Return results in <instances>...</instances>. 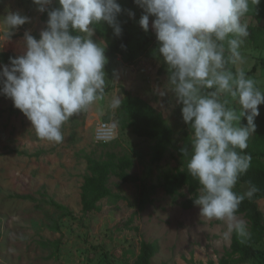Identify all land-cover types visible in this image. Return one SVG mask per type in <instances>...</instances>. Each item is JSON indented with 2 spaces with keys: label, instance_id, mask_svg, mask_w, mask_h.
<instances>
[{
  "label": "rangeland",
  "instance_id": "1",
  "mask_svg": "<svg viewBox=\"0 0 264 264\" xmlns=\"http://www.w3.org/2000/svg\"><path fill=\"white\" fill-rule=\"evenodd\" d=\"M6 9L19 11L30 18L10 40L0 25V49H3L0 55L9 52L15 57L25 50V31L39 39L44 27L42 13L37 11L32 0H2L0 15H6ZM138 9L142 15L143 10ZM139 19H131L133 43L143 47L138 58L132 65H126L105 48L108 58L105 88L113 89L63 125L64 140L61 143L38 139L23 114L8 113L12 101L0 96V264H133L141 242L158 245L151 264H189L190 259L195 264H207L208 261L219 264L229 251L232 236L223 238L224 221L200 217L196 206L182 209L181 203L190 198L186 189L174 200L165 193L166 177L181 168L176 152L171 148L163 149L154 141L138 138L129 130H120L116 109L108 107L114 96H120L122 100L127 92L161 114L172 130L175 146H181L185 139L190 140L180 105L175 103L174 95L168 90L165 67L154 55L157 48L151 29L154 17H150L147 33L139 26ZM242 22L248 24L249 36L241 48L246 57L241 67L264 91V66L260 65L264 61V47L257 48L252 43L253 33L264 30V22L257 23L249 17H244ZM93 39L100 41L95 36ZM254 65L257 66L255 72L249 74ZM228 67L236 70L232 65ZM114 70L117 76H114ZM157 87L159 92L154 90ZM161 92L166 94L162 96ZM259 110L255 123L264 133V105H260ZM102 121L114 123L115 137L108 143L97 144L93 132ZM242 123L246 121L242 120ZM106 153L129 159L128 174L134 182L122 183L111 175L108 187L112 195L121 199H104L98 203V212L83 214L80 187L86 174L84 156L103 159ZM261 161L264 163V159ZM235 189L241 193L247 190L244 185ZM43 192L45 197L40 195ZM16 195H30L37 202L12 198ZM49 200L66 207L73 219L58 220L48 205ZM36 205L41 209H36ZM258 207L264 224V200L259 201ZM237 216L246 221L242 215ZM52 221H57L59 232L49 228ZM57 240L61 243L56 256L51 255L52 247L40 245ZM255 248L264 250V240ZM238 258L234 257L236 264H261L257 258L245 261Z\"/></svg>",
  "mask_w": 264,
  "mask_h": 264
},
{
  "label": "clouds",
  "instance_id": "2",
  "mask_svg": "<svg viewBox=\"0 0 264 264\" xmlns=\"http://www.w3.org/2000/svg\"><path fill=\"white\" fill-rule=\"evenodd\" d=\"M32 3L38 12L47 13L46 26L39 39L25 31L23 54L9 57L8 64L0 62V96L12 101L38 139L59 144L64 140L63 125L104 98L108 58L106 44L93 39L96 27L107 24L119 38L123 29L118 17L127 11L134 18L135 13L122 9L118 0ZM53 3L59 6L50 8ZM133 3L143 10L138 23L144 32L149 31L150 17H154V55L165 67L168 90L180 105L182 121L191 134L188 146L180 151L186 158L187 173L199 185L191 197L193 204L200 217L226 223L224 239L235 234L244 243L250 232L237 212L259 189L250 181L242 194L234 188L251 167L252 157L245 150L256 132L264 91L241 67L246 62L241 48L249 36L248 24L242 21L261 0ZM5 11L0 25L10 40L30 18L19 11ZM154 90L159 92V87ZM121 105L120 96H114L108 107Z\"/></svg>",
  "mask_w": 264,
  "mask_h": 264
},
{
  "label": "trees",
  "instance_id": "3",
  "mask_svg": "<svg viewBox=\"0 0 264 264\" xmlns=\"http://www.w3.org/2000/svg\"><path fill=\"white\" fill-rule=\"evenodd\" d=\"M122 9L131 10L135 13L134 18H140L141 11L133 3V0H118ZM59 5L53 3L51 7H58ZM254 19L257 23L264 22V0L257 6L256 10L250 8V11L245 15ZM127 15V11L122 12L118 17L123 29L122 35L117 38L113 35L112 29L107 24H101L96 27L94 36L106 44L108 52L111 56H119L122 63L126 65H132L138 58L142 51V45L133 43V35L131 31V19ZM47 13H42L41 22L46 26ZM252 43L257 48L264 47V30L255 31L253 33ZM261 43V44H260ZM121 45L126 47L122 48ZM9 57H13L11 53L6 52L0 55V62L8 64ZM264 66V61L260 63ZM256 65L248 72L252 74L256 70ZM113 87L105 88V94L111 91ZM10 115L22 114L18 109L10 105L8 109ZM116 119L119 124L120 130H129L133 135L138 138L147 139L156 142L158 146L163 149H173L181 164V168L177 169L172 175L166 177L164 181V191L173 200L179 195V192L186 189L190 198L181 203V207L184 210H189L194 207L191 197H195L199 188L198 182L194 180L188 173L186 168V158L181 154V148L188 146L187 139L184 140L181 146H175L172 140V130L166 124L161 114L156 112L155 109L141 100L138 97H134L127 92H124L122 99V105L116 109ZM158 152V150H157ZM245 152L251 155V167L248 172L242 175L236 186L244 185L248 188V182L255 184L259 191L251 198L245 199L237 212V215H242L247 223L250 237L241 243L235 234L232 235L231 245L229 251L226 252L219 264H236L234 259L238 256V260L245 261L248 259H259L261 264H264V250H258L255 246L261 244L264 240V224L262 222V215L258 207V203L264 200V163L261 161L264 159V133L260 128L256 127V132L253 133L248 140V147ZM35 156L38 153L34 154ZM86 162V174L83 177V182L80 187V204L81 212L87 214L90 212H98L100 206L98 203L104 199H112L113 201L120 200L117 195H112L108 187V181L111 175H114L120 182H134V179L129 176L128 171L131 168V162L125 156L117 157L112 153H106L105 158L96 159L92 156H84ZM237 194H242L234 188ZM42 197H45V193H40ZM12 198L25 200L30 202H37V200L30 195L25 196H12ZM48 205L56 213L57 219L70 218L73 219V214L64 206L57 204L56 202L49 200ZM36 209H41L39 205L35 206ZM54 232H59V226L57 221H52V226L49 227ZM60 241L55 242H41L40 245L44 248L52 247L53 256H56V252L60 246ZM158 245L156 243L141 242L139 246L138 255L133 264H151V259L157 254ZM189 264H195L192 259L189 260ZM207 264H214L212 261H208Z\"/></svg>",
  "mask_w": 264,
  "mask_h": 264
},
{
  "label": "built area",
  "instance_id": "4",
  "mask_svg": "<svg viewBox=\"0 0 264 264\" xmlns=\"http://www.w3.org/2000/svg\"><path fill=\"white\" fill-rule=\"evenodd\" d=\"M115 125L111 121H102L97 124L93 132V140L97 144H105L115 137Z\"/></svg>",
  "mask_w": 264,
  "mask_h": 264
}]
</instances>
